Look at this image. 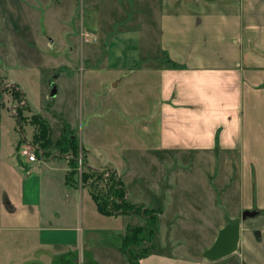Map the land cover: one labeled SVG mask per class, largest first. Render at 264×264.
<instances>
[{
	"label": "crops",
	"instance_id": "obj_1",
	"mask_svg": "<svg viewBox=\"0 0 264 264\" xmlns=\"http://www.w3.org/2000/svg\"><path fill=\"white\" fill-rule=\"evenodd\" d=\"M79 5L78 48L87 56L100 52L101 57L105 51L100 69L116 77L112 86L136 79L155 85L156 144L149 154L233 156L223 165L228 161V169L239 171V180L231 184L234 172L223 186L225 191L235 186L237 197L230 199L231 188L226 191L230 212H225L229 218L254 213L239 222L236 250L222 259L207 261L200 255L215 233L198 253L182 245V254L176 247L169 252L153 248L137 264H264V0H79ZM65 6L63 0H0L3 18L19 26L33 15L36 23L44 16L63 19L70 12L63 11ZM107 80L101 77L100 83ZM95 96L98 107L104 103L103 89ZM91 103L89 95L88 109ZM98 119L94 130H87L91 119L73 127L77 119L72 115L65 130H71L68 137L86 155V167L95 170L91 154L102 152L97 164L115 172L126 201L136 203L127 189L130 179L109 164L97 143ZM14 126L12 116L0 110V264H128L120 238L133 227L128 226L132 214L98 213L91 195L72 180L67 152L37 154L35 162H27L19 155L23 144ZM208 195L207 215L198 214L197 205L189 207L190 215L181 210L175 217L204 224L203 216L217 218L214 210L221 208L212 189ZM164 208L166 203L161 213ZM218 220L216 227L212 223L216 232L223 226ZM190 225L202 227L194 221Z\"/></svg>",
	"mask_w": 264,
	"mask_h": 264
},
{
	"label": "rangeland",
	"instance_id": "obj_2",
	"mask_svg": "<svg viewBox=\"0 0 264 264\" xmlns=\"http://www.w3.org/2000/svg\"><path fill=\"white\" fill-rule=\"evenodd\" d=\"M63 1L66 4L63 11H70L68 16L64 14L63 19L44 16L36 23L33 15L26 21L27 24L19 26L12 20L4 19L0 12V104L5 103L0 109L1 112H6L15 120L16 136L20 138L22 148L26 147L24 149L27 154L33 152L35 156L39 154L44 158L54 151L58 154L65 152H61L55 142L65 133L67 119L72 115L77 119L73 127H82L91 119L86 126L87 130H94V121L99 118L101 136L97 138V143L106 153L104 157L108 156L109 164L130 179L127 189L132 190V198L137 202L126 201L124 194L122 197L115 195L119 177L110 168L97 164L100 162L98 156L102 154L101 151L91 154L92 163L97 167L93 168L95 170L85 166L86 155L79 148L75 155L66 151L67 162L70 155L75 159L79 155L82 163L81 168L76 169L77 164L74 162L76 167L69 173L72 180L94 197H103L106 202L115 199L117 202H124V206L112 207V211L117 214L127 211L125 213L132 214L128 226H140L143 229L136 246L126 248L132 254L139 253V248L149 251L159 247L168 252L176 247L174 251L178 250L177 254L186 251L198 253L216 233L218 216L220 222H223L222 209L230 212V206L224 199L231 186L225 188V191L223 184L226 183L224 181H229V177L233 178L234 172L231 184L233 180L238 182L239 171L228 169V165H231L228 161L226 167L223 163L225 158H231L232 162L234 157L217 153L200 156L151 151L149 154V149L152 150L156 144L155 121L151 115L155 107V85L152 87L148 81L143 83L142 80L134 78L138 81H125L113 87L116 77H112L111 73H102L100 69L104 68L101 67V60L107 55L105 51L101 57L100 52L87 56L78 48L79 0ZM56 11L58 12L57 9ZM9 22L12 24L9 25ZM109 60L112 62L113 58L109 56ZM140 62L139 64L135 60L132 65L144 66L142 59ZM108 76L110 80L101 84L100 78ZM52 83L55 93L50 96L49 85ZM14 87L19 88L23 97L20 94L19 97L14 95L17 90ZM101 89L104 103L101 105L99 102L96 107L99 97L95 93H100ZM89 95H92V103L88 109L86 102ZM13 109L14 114L11 112ZM148 114L151 116L147 118L149 122L146 119ZM143 125L145 130H142L141 136L139 131ZM42 131V137L48 140L44 147L40 144L43 140L40 137ZM69 133L72 132L68 129L67 137ZM61 140L62 138L59 144ZM92 143L94 144V140ZM37 149L44 150L41 152ZM129 165L131 168H128ZM81 173L87 174L84 181H80ZM210 187L217 199V205L221 208V211L216 208L214 210L217 218L203 216L204 224L200 219L188 218L186 221L181 216L175 217L183 212L190 215L189 207L197 205L200 207L197 208V213L203 215L205 211L207 215L210 209L206 200L210 198ZM230 191L229 196L234 197L230 199H236V187L233 186ZM151 198L156 201L152 205H137L139 201H148ZM164 203L166 208L161 213ZM148 215L154 217L153 226L148 223ZM191 221L200 223L202 227L191 226ZM180 245L186 251L179 249Z\"/></svg>",
	"mask_w": 264,
	"mask_h": 264
},
{
	"label": "trees",
	"instance_id": "obj_3",
	"mask_svg": "<svg viewBox=\"0 0 264 264\" xmlns=\"http://www.w3.org/2000/svg\"><path fill=\"white\" fill-rule=\"evenodd\" d=\"M172 65L174 66L175 64H172ZM14 95L19 97V93H18L17 90L14 91ZM41 130H42V127L40 128V131ZM43 132L44 131L40 132V137L41 138H43L42 137ZM61 138H62V140H61V143L59 144V141H60ZM40 144H41L42 147H44V146H46L48 144V140L46 138H43V140H42V142ZM55 145L57 147L59 146V148H61V152H64V151L66 152L67 151V152H69L71 154H74L75 151L77 152V149H78L76 143L73 140H70L69 137H67L66 130H65V133H62L61 137L55 142ZM69 163H70V167L72 169L70 171V173H71L75 169L76 166H75V163L72 162L71 160H69ZM87 174H88V172H87ZM87 174H82L81 173L80 181H84L85 180V176ZM117 183L118 184L116 185L114 193H115L116 196L120 195L122 197V195L124 194V191H123L120 183L118 181H117ZM91 197H92V199H93V201L95 203V207H96L97 212L102 214V215H115L117 213H114L111 208L112 207L119 208V207H121V205L124 206V204H123L124 202H120V201L117 202L116 199L106 202V200H104L103 197H94L92 195H91ZM122 212L125 213L127 211L124 210ZM147 218L149 219L148 223L151 226H153L154 225V221H155L153 219L154 217L151 216V215H148ZM142 230L143 229L140 226L131 227V228L127 229V231L124 233V235H122L121 238H120V249H121V252L124 254L128 264H137V260L139 258H141L144 254L147 253V251L143 250L142 248L137 249V252H139V253H137L138 255L137 254H132L130 252V250H126V248H131V247H135L136 246L137 242L139 241V235H140ZM149 232H151V231H149ZM61 264H70V263L67 262V260H63L61 262Z\"/></svg>",
	"mask_w": 264,
	"mask_h": 264
},
{
	"label": "water",
	"instance_id": "obj_4",
	"mask_svg": "<svg viewBox=\"0 0 264 264\" xmlns=\"http://www.w3.org/2000/svg\"><path fill=\"white\" fill-rule=\"evenodd\" d=\"M49 95L55 93L53 84L50 85ZM254 213L242 211L239 217L229 218L222 209L223 226L219 228L211 244L201 252V257L207 261L222 259L236 250L239 232V222Z\"/></svg>",
	"mask_w": 264,
	"mask_h": 264
},
{
	"label": "built area",
	"instance_id": "obj_5",
	"mask_svg": "<svg viewBox=\"0 0 264 264\" xmlns=\"http://www.w3.org/2000/svg\"><path fill=\"white\" fill-rule=\"evenodd\" d=\"M12 112V114H14L15 113V111H14V109L11 111ZM24 148H26L25 146H24ZM24 148H22L20 151H19V155L20 156H23V157H25V160L27 161V162H35L36 160H37V158H36V156L34 155V153L33 152H29L28 154H27V152H26V149H24ZM71 157V156H70ZM75 159V158H74ZM76 161V164H77V167H76V169H79V168H81V161H80V156L78 155V158H76L75 160H74V162ZM92 171V170H91Z\"/></svg>",
	"mask_w": 264,
	"mask_h": 264
}]
</instances>
